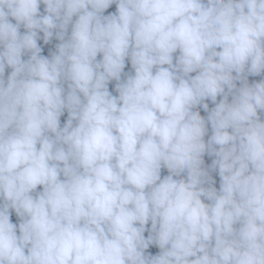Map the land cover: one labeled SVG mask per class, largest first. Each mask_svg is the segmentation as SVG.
Instances as JSON below:
<instances>
[{"label": "clouds", "instance_id": "9594fccd", "mask_svg": "<svg viewBox=\"0 0 264 264\" xmlns=\"http://www.w3.org/2000/svg\"><path fill=\"white\" fill-rule=\"evenodd\" d=\"M0 264H264V0H0Z\"/></svg>", "mask_w": 264, "mask_h": 264}]
</instances>
